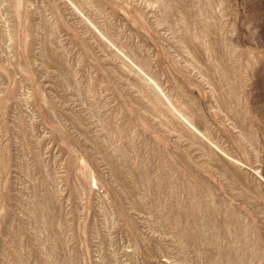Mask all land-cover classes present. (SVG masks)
<instances>
[{
	"label": "rangeland",
	"instance_id": "374dc122",
	"mask_svg": "<svg viewBox=\"0 0 264 264\" xmlns=\"http://www.w3.org/2000/svg\"><path fill=\"white\" fill-rule=\"evenodd\" d=\"M0 264H264V0H0Z\"/></svg>",
	"mask_w": 264,
	"mask_h": 264
}]
</instances>
